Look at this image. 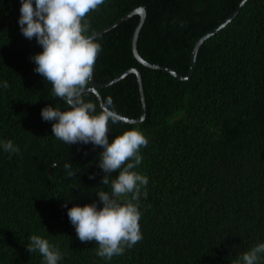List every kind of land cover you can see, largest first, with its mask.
<instances>
[{"label":"trees","instance_id":"16d2710c","mask_svg":"<svg viewBox=\"0 0 264 264\" xmlns=\"http://www.w3.org/2000/svg\"><path fill=\"white\" fill-rule=\"evenodd\" d=\"M239 1L104 0L86 17L88 34L141 7L145 15L135 39L137 55L183 76L195 42ZM20 7L21 0H0V264H44L38 251L26 250L33 235L58 248V264H235L264 243V0H246L198 46L185 81L134 59L137 15L94 37L102 50L93 83L135 69L142 89L143 118L110 122L109 142L133 128L148 140L140 149L142 162L133 169L148 177L138 203L142 240L110 260L96 254L95 241L78 239L67 215L73 206L96 202L101 208L96 193L111 191L100 183L103 149L67 145L52 135L55 121L42 119L44 107L63 111L68 106L34 71L31 57L43 49L35 38L22 35ZM96 92L102 105L111 97L127 120L141 115L132 73ZM84 99L100 111L95 94ZM8 141L17 152L4 150ZM69 161L75 171L71 177L63 167ZM258 264H264V254Z\"/></svg>","mask_w":264,"mask_h":264},{"label":"clouds","instance_id":"9594fccd","mask_svg":"<svg viewBox=\"0 0 264 264\" xmlns=\"http://www.w3.org/2000/svg\"><path fill=\"white\" fill-rule=\"evenodd\" d=\"M103 3L104 0H21L18 24L22 35L29 40L35 38L43 49L31 57L36 64L34 71L50 82L54 96L68 106L63 111L53 106L41 110L44 121H55L51 126L52 135L67 145L91 143L103 149L98 165L104 173L100 183L110 185L111 191L96 193L101 208H97L96 202L73 206L67 215L78 239L95 241L96 254L110 260L142 240L138 203L148 177L133 169L142 162L140 149L147 146L148 140L140 130L133 128L109 142V123L126 122L127 118L114 109L111 97L104 100L99 112L97 103L84 99L92 91L94 65L102 50L94 36L88 34L90 24L86 17ZM2 86L7 88V82ZM3 147L7 152L18 151L11 141ZM63 167L69 177L75 175L70 161ZM117 170H120L118 176L110 180ZM128 194H131L130 199H121ZM143 195L146 197L147 192ZM62 206L66 207L67 201ZM30 241L26 250L38 251L44 264H58L61 260L58 248L47 239L33 235ZM261 254H264V243L245 252L235 264L241 261L258 264Z\"/></svg>","mask_w":264,"mask_h":264},{"label":"water","instance_id":"95a60500","mask_svg":"<svg viewBox=\"0 0 264 264\" xmlns=\"http://www.w3.org/2000/svg\"><path fill=\"white\" fill-rule=\"evenodd\" d=\"M246 0H240L239 3L236 5V7L234 8V10L230 13V15H228L217 27H215L212 31L208 32L207 34H205L204 36L200 37L194 44L192 52H191V56H190V61H189V67L188 70L186 72L185 75L180 76L177 73L173 72L171 69L166 68V67H161V66H157V65H152L149 64L145 61H143L136 53L135 50V39L137 36V32L142 24L143 18H144V10L141 7L135 8L134 10H132L130 13H128L127 15H125L124 17L120 18L119 20H117L115 23L105 27L104 29L100 30L99 32L93 34V36H97L99 34H101L102 32H105L107 30H109L110 28L116 26L117 24L121 23L122 21L126 20L127 18H129L132 15H137L139 17V21L136 25V28L133 31V35H132V55L134 57V59L142 66L149 68V69H154V70H162L168 74H170L172 77H174L176 80L178 81H185L191 74L192 70H193V65H194V60H195V55H196V51L198 46L210 35L214 34L217 30L221 29L222 27H224L239 11L240 7L242 6V4L245 2ZM128 73H132L136 80H137V85H138V91H139V95H140V102H141V115L139 116V118H137L136 120H127L126 122H139L143 116H144V106H143V97H142V89H141V83H140V78H139V73L135 70V69H129L127 70L125 73H122L120 76H118L117 78H115L114 80L110 81V82H106L104 84L101 85H97L95 83H93V81H91V89H92V93L95 94L96 98L99 101V109H101L103 107L100 98L96 92V89L102 86H106L112 82H115L119 79H121L122 77H124L126 74Z\"/></svg>","mask_w":264,"mask_h":264}]
</instances>
